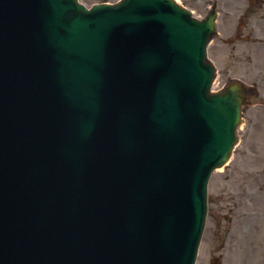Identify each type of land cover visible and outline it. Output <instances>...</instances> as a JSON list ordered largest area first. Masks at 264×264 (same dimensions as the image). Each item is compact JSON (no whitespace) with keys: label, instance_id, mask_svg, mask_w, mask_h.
I'll use <instances>...</instances> for the list:
<instances>
[{"label":"water","instance_id":"95a60500","mask_svg":"<svg viewBox=\"0 0 264 264\" xmlns=\"http://www.w3.org/2000/svg\"><path fill=\"white\" fill-rule=\"evenodd\" d=\"M173 0H0V264H194L245 92Z\"/></svg>","mask_w":264,"mask_h":264},{"label":"rangeland","instance_id":"374dc122","mask_svg":"<svg viewBox=\"0 0 264 264\" xmlns=\"http://www.w3.org/2000/svg\"><path fill=\"white\" fill-rule=\"evenodd\" d=\"M81 1L92 6L119 0ZM177 2L198 20H204L217 5V34L208 50L217 70L213 92L236 79L251 84L247 78H253L258 68L264 70V45L259 41L264 37V0ZM252 31H259L257 38ZM251 33L252 37L243 41ZM255 110L247 115H256L262 131H250L243 121L228 165L210 180L207 223L197 264H211L214 257H221V264H264V108Z\"/></svg>","mask_w":264,"mask_h":264},{"label":"flooded vegetation","instance_id":"af4514ba","mask_svg":"<svg viewBox=\"0 0 264 264\" xmlns=\"http://www.w3.org/2000/svg\"><path fill=\"white\" fill-rule=\"evenodd\" d=\"M260 73L257 74L256 79L251 85V88L248 90V100L247 102L249 105L247 106L248 108L245 110V120L247 121V124L251 126V129H255L257 127V124H259V119L255 117L256 115L248 116V110L251 108L253 105L255 106H262L264 108V70L259 71ZM254 112V111H251ZM262 130V128H260Z\"/></svg>","mask_w":264,"mask_h":264},{"label":"bare ground","instance_id":"6f19581e","mask_svg":"<svg viewBox=\"0 0 264 264\" xmlns=\"http://www.w3.org/2000/svg\"><path fill=\"white\" fill-rule=\"evenodd\" d=\"M224 167V166H223ZM223 167H220V168H218V172H222V170H223Z\"/></svg>","mask_w":264,"mask_h":264}]
</instances>
